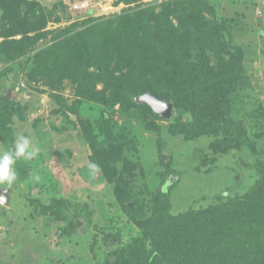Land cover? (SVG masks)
Segmentation results:
<instances>
[{
	"label": "rangeland",
	"instance_id": "obj_1",
	"mask_svg": "<svg viewBox=\"0 0 264 264\" xmlns=\"http://www.w3.org/2000/svg\"><path fill=\"white\" fill-rule=\"evenodd\" d=\"M19 136L37 155L0 185V264H156L157 194L173 216L264 203V0H0V153ZM246 212L221 264H264Z\"/></svg>",
	"mask_w": 264,
	"mask_h": 264
},
{
	"label": "trees",
	"instance_id": "obj_2",
	"mask_svg": "<svg viewBox=\"0 0 264 264\" xmlns=\"http://www.w3.org/2000/svg\"><path fill=\"white\" fill-rule=\"evenodd\" d=\"M151 94L162 100L156 91ZM153 200L157 215L151 221L149 220L150 222L147 221L148 223L143 224L144 232L140 243L146 242L145 244L151 248L150 252L145 254V258L159 255L156 264H182V262L185 264H221L224 257L227 256L223 253L218 254L215 246L222 236L224 226L230 219H234L238 213L241 214L247 209H251L254 212V218L247 217L244 222L252 220L264 225V203L262 205L258 203V196L249 197L245 202H242L241 199L235 201L232 208L223 212L213 208L179 213L176 216H173L166 207L168 198L165 193L157 194ZM252 212H246L245 215ZM201 227L207 229L200 232ZM196 231L198 233H195ZM136 243L137 239L126 247L134 249ZM118 258L120 262L127 260L124 256Z\"/></svg>",
	"mask_w": 264,
	"mask_h": 264
},
{
	"label": "clouds",
	"instance_id": "obj_3",
	"mask_svg": "<svg viewBox=\"0 0 264 264\" xmlns=\"http://www.w3.org/2000/svg\"><path fill=\"white\" fill-rule=\"evenodd\" d=\"M36 155V151L31 150L29 139L19 136L12 150L0 153V185L11 186L14 183L17 178L14 165L19 158L31 159ZM89 167L95 169L96 165L90 164Z\"/></svg>",
	"mask_w": 264,
	"mask_h": 264
},
{
	"label": "water",
	"instance_id": "obj_4",
	"mask_svg": "<svg viewBox=\"0 0 264 264\" xmlns=\"http://www.w3.org/2000/svg\"><path fill=\"white\" fill-rule=\"evenodd\" d=\"M149 101L154 109V111L164 119L170 118L174 109V105L172 102H164L163 100H160L159 98L149 95L148 96ZM1 200V199H0ZM3 201V199H2ZM6 202V201H5ZM2 202V203H5Z\"/></svg>",
	"mask_w": 264,
	"mask_h": 264
},
{
	"label": "built area",
	"instance_id": "obj_5",
	"mask_svg": "<svg viewBox=\"0 0 264 264\" xmlns=\"http://www.w3.org/2000/svg\"><path fill=\"white\" fill-rule=\"evenodd\" d=\"M85 5H87V4H85ZM84 4H82V6H85Z\"/></svg>",
	"mask_w": 264,
	"mask_h": 264
}]
</instances>
